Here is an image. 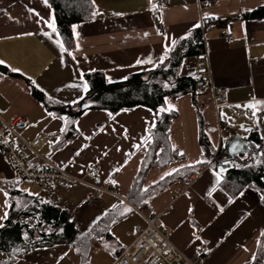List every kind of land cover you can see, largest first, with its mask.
<instances>
[{"label":"crops","instance_id":"crops-1","mask_svg":"<svg viewBox=\"0 0 264 264\" xmlns=\"http://www.w3.org/2000/svg\"><path fill=\"white\" fill-rule=\"evenodd\" d=\"M209 1L169 0L158 11L149 0H93L95 17L73 25L76 46L67 49L48 0H0V116L9 122L24 118L18 127L24 139L40 132L47 136L42 155L105 189L23 180L0 152V217H8L12 201L35 197L68 211L78 230L71 239L32 249L13 264H101L102 254L112 264L146 224L141 210L127 198L160 113L145 106L115 113L76 109L86 95L88 72L103 71L109 82L126 80L165 61L172 40L201 27L205 57L186 58L181 74L196 76L197 67L206 61L203 91L196 102L191 94L165 98L166 107L177 112L171 145L183 157L152 168L144 186L197 165L205 157L203 137L219 147L221 161L227 158V146L238 140L246 142L247 151H240L234 163L244 160L241 153L264 157V13L255 12L264 0ZM53 16L55 32L45 23ZM188 59L195 60V73L185 71ZM31 85L45 94L50 106L35 96ZM214 88L227 90L219 107L213 102ZM70 125L75 134L67 140ZM92 163L99 173L87 174ZM32 164L41 165L37 158ZM218 167V162L209 161L186 181L173 182L141 212L160 215L173 243L201 264H264L263 193L249 184L231 190ZM95 194V203L78 208ZM0 223L5 225L6 219ZM38 227L44 233L52 225Z\"/></svg>","mask_w":264,"mask_h":264},{"label":"trees","instance_id":"trees-1","mask_svg":"<svg viewBox=\"0 0 264 264\" xmlns=\"http://www.w3.org/2000/svg\"><path fill=\"white\" fill-rule=\"evenodd\" d=\"M48 2L55 12L57 30L65 46L67 49H73L76 40L72 27L76 23L89 21L95 17L93 0H48ZM255 12L263 14L264 6ZM203 40L202 28H195L192 34L180 36L175 40L176 43L165 61L151 70L134 73L126 80L109 82L103 71L85 74L88 88L81 104H87V108L106 109L115 113L145 106L160 113L155 126L150 130L151 143L127 198L141 211L148 207L150 201L160 191L175 181H186L197 169L210 161L208 147L203 137L205 157L197 165L178 169L148 188L144 186L146 176L152 168L164 167L183 157L171 145V124L177 112L166 107L165 98L191 94L194 102L197 101L208 76L197 79L196 76L182 75L181 69L186 58L205 57ZM0 69L4 67L0 65ZM31 86L35 96L50 106L45 94L34 85ZM72 126L67 128L70 132L67 140L75 134ZM260 150H264V145ZM241 155L243 156L244 153ZM234 165L232 170L221 173L225 185L231 190H239L248 184L259 187L264 197V157L260 154L250 160L235 162ZM27 215H29L28 220L23 218ZM45 223L57 226L56 231L51 234L42 231L39 238L34 237V226H42ZM25 232L28 233L27 236ZM77 233L75 222L69 217L68 211L58 206L38 201L35 197L30 202L25 197L22 201H12L6 224L0 228L1 264H13L32 249L56 245L63 240L71 239Z\"/></svg>","mask_w":264,"mask_h":264},{"label":"built area","instance_id":"built-area-1","mask_svg":"<svg viewBox=\"0 0 264 264\" xmlns=\"http://www.w3.org/2000/svg\"><path fill=\"white\" fill-rule=\"evenodd\" d=\"M156 6L158 11L162 10L169 0H149ZM217 0H210L215 2ZM157 20V27L161 33L165 32V26L158 20L159 12L154 15ZM228 39H233V35H229ZM207 62L202 61L200 70L197 72V79L208 75ZM213 102L216 107L221 106L227 98L226 89L212 90ZM24 122V118L17 117L9 122L0 116V152L8 157L12 166L17 170L20 178L38 185L54 186L57 183H65L68 185L89 184V182L80 176H77L64 167L53 162L48 157L40 153V149L47 143V136L44 132L38 133L32 140L24 139L18 133V127ZM208 151L211 156V163L216 162L219 156V147L205 140ZM34 158L40 160L41 165H33ZM99 173L97 164H90L87 174ZM99 190H105L96 184H89ZM98 196L91 195L87 199L82 200L78 204V208L85 205L95 203ZM139 211V210H138ZM145 220V226L137 234L133 242L122 249L112 264H201V261L194 256L187 255L182 249L173 243L171 238L166 234L162 226L161 216L158 214L146 215L139 211ZM57 227L52 226L48 229V233H54ZM36 237H40L42 231L34 233ZM204 246L200 247L203 250ZM2 254L0 252V264Z\"/></svg>","mask_w":264,"mask_h":264},{"label":"water","instance_id":"water-1","mask_svg":"<svg viewBox=\"0 0 264 264\" xmlns=\"http://www.w3.org/2000/svg\"><path fill=\"white\" fill-rule=\"evenodd\" d=\"M86 108H87V104L80 105V111ZM64 117H66V115H64ZM245 144L246 142H243L242 140H238L227 146V158L224 161L218 162L219 164L218 170H220L221 168L226 169V171L224 172L232 170L235 167L233 164V159L236 157V155L242 150L247 151V149L244 148ZM234 146H236L235 150H234Z\"/></svg>","mask_w":264,"mask_h":264},{"label":"snow or ice","instance_id":"snow-or-ice-1","mask_svg":"<svg viewBox=\"0 0 264 264\" xmlns=\"http://www.w3.org/2000/svg\"><path fill=\"white\" fill-rule=\"evenodd\" d=\"M45 2H47V0H45ZM33 11H34V10H33ZM37 15H39V14L37 13ZM45 23L47 24V26H48L49 28H52V30H53L54 32L56 31V26H55V19H54V16H53V19H52L51 21H45ZM57 43H60L61 48L64 47L62 42L57 41ZM175 43H176L175 40H172V41H171V45L169 46V50H171V46H174ZM66 50H67V49H65V51H66ZM149 62H150V61H149ZM161 62H163V59L161 60ZM0 63H4V61H0ZM137 63L140 64V63H143V61H139V60H138ZM12 70H13V71H18V69H12ZM124 79H127V77H125ZM110 82H111V81H110ZM83 88H84L85 91H87V88H88L87 82L84 83ZM247 107H255V105H247ZM147 139H148V138L145 137V140H147ZM137 147H139V145H138ZM235 147H236V146H234V150H235ZM180 154L183 155V153H180ZM198 162H199V161H198ZM224 171H226V169H224V168H221V169L219 170L220 173H222V172H224ZM169 175H171V173H169ZM217 175L219 176V173H217ZM113 183H115V181H113ZM6 195H7V193H6ZM114 207H115V206H114ZM126 211H131V209H126ZM5 219H7V213H5V216H4V217H0V221H3V220H5ZM0 227H4L3 223H0Z\"/></svg>","mask_w":264,"mask_h":264},{"label":"rangeland","instance_id":"rangeland-1","mask_svg":"<svg viewBox=\"0 0 264 264\" xmlns=\"http://www.w3.org/2000/svg\"><path fill=\"white\" fill-rule=\"evenodd\" d=\"M198 69L197 70H200V66L199 67H197ZM185 71H192V73L194 72L195 73V71H196V62H195V60H193V59H188L187 60V62H186V64H185ZM80 105H81V103L80 104H77L76 105V109H80ZM77 110V111H78ZM252 156L253 155H250L249 153H244V155L242 156V158L244 159V160H250L251 158H252ZM244 160H242V161H244ZM42 229L43 228H39V227H35L34 226V232H33V236L34 237H36V235L34 234L35 232H41L42 231ZM102 257H104V260L101 262V264H107V260H106V256L107 255H105V254H102L101 255ZM107 257H109V256H107ZM85 263H86V261H84ZM87 264V263H86Z\"/></svg>","mask_w":264,"mask_h":264},{"label":"flooded vegetation","instance_id":"flooded-vegetation-1","mask_svg":"<svg viewBox=\"0 0 264 264\" xmlns=\"http://www.w3.org/2000/svg\"><path fill=\"white\" fill-rule=\"evenodd\" d=\"M224 161V160H223Z\"/></svg>","mask_w":264,"mask_h":264}]
</instances>
